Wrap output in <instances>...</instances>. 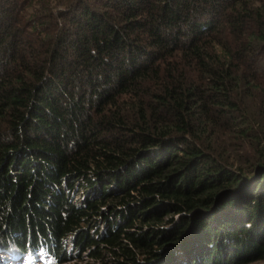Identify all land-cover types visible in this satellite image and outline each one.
Here are the masks:
<instances>
[{"label": "trees", "instance_id": "16d2710c", "mask_svg": "<svg viewBox=\"0 0 264 264\" xmlns=\"http://www.w3.org/2000/svg\"><path fill=\"white\" fill-rule=\"evenodd\" d=\"M83 251L264 264V0H0V252Z\"/></svg>", "mask_w": 264, "mask_h": 264}, {"label": "rangeland", "instance_id": "374dc122", "mask_svg": "<svg viewBox=\"0 0 264 264\" xmlns=\"http://www.w3.org/2000/svg\"><path fill=\"white\" fill-rule=\"evenodd\" d=\"M82 199V193L78 194V196L75 197V201H79ZM101 233L104 230V226L101 225ZM92 229V228H91ZM71 248V247H70ZM69 248V249H70ZM105 255V253H104ZM106 256V255H105ZM9 258V257H8ZM4 261L2 263V260ZM4 257H2V253L0 252V264H33L32 262L25 260V258H22V261H16L15 259H8V261H5ZM35 264H112L110 263V259L106 257V259H95L92 258L89 251H83L80 255H73L70 257L67 261L60 263L58 261H54L51 258H49L48 254L45 252H41L38 254V259L35 261ZM252 264H262V263H252Z\"/></svg>", "mask_w": 264, "mask_h": 264}]
</instances>
